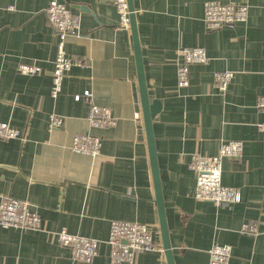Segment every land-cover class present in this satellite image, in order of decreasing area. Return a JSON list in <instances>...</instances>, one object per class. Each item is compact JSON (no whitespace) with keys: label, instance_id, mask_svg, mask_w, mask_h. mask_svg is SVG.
I'll return each instance as SVG.
<instances>
[{"label":"crops","instance_id":"crops-1","mask_svg":"<svg viewBox=\"0 0 264 264\" xmlns=\"http://www.w3.org/2000/svg\"><path fill=\"white\" fill-rule=\"evenodd\" d=\"M51 0H0V122L21 140H0V201L28 202L37 230L0 227V264H77L57 237L61 229L98 241L91 264H110L106 240L112 221L148 227L154 250L135 264H167L162 247L131 31L119 28L114 5L99 0H57L80 17L79 35L65 52L82 63L66 74L57 98L50 96L57 38L45 10ZM206 1L248 5L247 21L207 31ZM137 36L150 101L161 110L152 121L157 167L174 264H208L215 244L229 245L227 264H264V0H133ZM13 7V10L10 9ZM202 48L208 60L189 67V86L178 88V51ZM20 65L40 68L23 75ZM216 71L234 77L226 92L213 84ZM91 93L110 110L112 127L92 128ZM50 115L63 118L49 128ZM101 139L95 157L71 151L75 135ZM243 152L222 162V184L240 202L216 207L196 200L193 154L212 156L223 141ZM254 222L257 235L241 232Z\"/></svg>","mask_w":264,"mask_h":264},{"label":"built area","instance_id":"built-area-1","mask_svg":"<svg viewBox=\"0 0 264 264\" xmlns=\"http://www.w3.org/2000/svg\"><path fill=\"white\" fill-rule=\"evenodd\" d=\"M110 3L117 9L119 28L130 29L127 0H99ZM13 10V7H10ZM47 21L56 38V56L51 74L50 96L55 99L62 90L65 74L75 65L82 62L69 57L65 52V41L79 35L80 17L74 14L64 3L51 0L45 10ZM248 5L206 1L203 4V23L207 31H216L228 27L234 28L247 21ZM179 63L176 70L178 88L189 86V67L194 64H205L208 60L202 48H183L177 53ZM23 75L36 74L40 68L31 65H20ZM234 77L231 71H216L212 74L214 87L221 93L228 89ZM83 99L88 103L86 120L92 128H106L115 125L116 121L109 109L93 103L91 93L84 91L74 97L75 101ZM256 109L264 113V96L257 99ZM63 124V118L50 115L49 128L57 129ZM0 140L24 141L20 131L8 123L0 122ZM101 139L84 132L75 135L71 142L74 153L95 157L100 153ZM243 152V143L238 140L223 141L216 155L193 154L190 157L189 169L195 174L196 200L212 203L216 207H230L240 202V193L222 184V162L225 159L237 160ZM39 215L30 209L28 202L15 199L0 201V227L3 229L37 230L40 227ZM241 232L257 235L258 226L254 222L244 223ZM58 241L71 251V259L77 264H91L97 255L98 241L69 234L65 229L57 233ZM109 247L110 264H135L140 254L154 250L153 240L148 227L140 223L112 221L106 240ZM208 264H227L231 256L229 245L215 244L208 252Z\"/></svg>","mask_w":264,"mask_h":264},{"label":"water","instance_id":"water-1","mask_svg":"<svg viewBox=\"0 0 264 264\" xmlns=\"http://www.w3.org/2000/svg\"><path fill=\"white\" fill-rule=\"evenodd\" d=\"M127 5H128V10L130 12L129 14L130 31L132 35V41H133V52H134L135 66H136V72H137V82H138L142 117H143L145 133H146L148 153H149L151 172H152V178H153L155 203L157 205V211H158L162 247H163L165 258H166V263L174 264L170 241H169L168 228H167V223H166V218H165L163 196H162L161 184L159 180V173H158V167H157L155 140H154L153 129H152V121L155 118V116L160 112L162 106L158 100L150 101L149 99L146 80H145V74H144V69H143L141 48H140L139 39L137 36V27H136L133 0H127Z\"/></svg>","mask_w":264,"mask_h":264}]
</instances>
